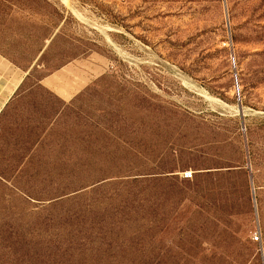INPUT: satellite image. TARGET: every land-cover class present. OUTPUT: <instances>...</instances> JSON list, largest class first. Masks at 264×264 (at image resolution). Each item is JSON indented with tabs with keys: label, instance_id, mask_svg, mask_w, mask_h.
<instances>
[{
	"label": "rangeland",
	"instance_id": "374dc122",
	"mask_svg": "<svg viewBox=\"0 0 264 264\" xmlns=\"http://www.w3.org/2000/svg\"><path fill=\"white\" fill-rule=\"evenodd\" d=\"M0 52V264H264V0H0Z\"/></svg>",
	"mask_w": 264,
	"mask_h": 264
},
{
	"label": "crops",
	"instance_id": "0c3cea01",
	"mask_svg": "<svg viewBox=\"0 0 264 264\" xmlns=\"http://www.w3.org/2000/svg\"><path fill=\"white\" fill-rule=\"evenodd\" d=\"M27 75L26 69L0 52V118L13 106ZM41 85L47 86L43 82Z\"/></svg>",
	"mask_w": 264,
	"mask_h": 264
},
{
	"label": "trees",
	"instance_id": "16d2710c",
	"mask_svg": "<svg viewBox=\"0 0 264 264\" xmlns=\"http://www.w3.org/2000/svg\"><path fill=\"white\" fill-rule=\"evenodd\" d=\"M12 60V59H11ZM13 61V60H12ZM16 65H18V66H20L19 64H17L15 61H13ZM21 67V66H20ZM27 71L29 70V69H26ZM29 72V71H28ZM26 79H27V77H26ZM25 79V80H26ZM24 83H25V81H24ZM24 85V84H23ZM63 114V112L60 110L56 115V117H58V116H60V115H62Z\"/></svg>",
	"mask_w": 264,
	"mask_h": 264
},
{
	"label": "built area",
	"instance_id": "2783aa9c",
	"mask_svg": "<svg viewBox=\"0 0 264 264\" xmlns=\"http://www.w3.org/2000/svg\"><path fill=\"white\" fill-rule=\"evenodd\" d=\"M186 175V177H188V174H185ZM259 238L258 237H256V240H258Z\"/></svg>",
	"mask_w": 264,
	"mask_h": 264
}]
</instances>
